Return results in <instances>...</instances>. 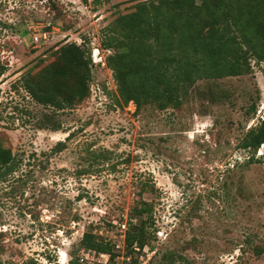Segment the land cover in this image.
Here are the masks:
<instances>
[{
	"label": "rangeland",
	"instance_id": "374dc122",
	"mask_svg": "<svg viewBox=\"0 0 264 264\" xmlns=\"http://www.w3.org/2000/svg\"><path fill=\"white\" fill-rule=\"evenodd\" d=\"M138 1L0 0V139L17 164L0 182V264H108L79 247L85 231L120 264L139 202L153 224L139 264H264V163L238 147L264 115V62L198 82L180 108L163 111L118 106L110 70L93 63L89 95L70 110L37 105L21 87L64 43L83 40L102 59L101 29ZM44 115L60 130L39 129ZM262 155L264 144L254 159Z\"/></svg>",
	"mask_w": 264,
	"mask_h": 264
},
{
	"label": "trees",
	"instance_id": "16d2710c",
	"mask_svg": "<svg viewBox=\"0 0 264 264\" xmlns=\"http://www.w3.org/2000/svg\"><path fill=\"white\" fill-rule=\"evenodd\" d=\"M98 42L118 106L131 102L135 113L146 106L178 109L193 96L196 83L243 76L250 72L251 60L256 65L264 62V0H139L133 10L117 15L101 29ZM85 45L83 40L64 43L54 51L53 60L34 74L21 76V87L35 104L70 110L88 97L92 62ZM248 109L253 115L254 104ZM44 117L39 129L60 130L58 122ZM1 141L0 182L17 169ZM262 144L264 115L245 131L238 147L250 153L249 162L264 163V155L254 159ZM64 147L65 142H57L52 151ZM139 192H147L145 184ZM129 218L135 222H128L124 231L120 264H139L142 250L152 249L151 206L136 203ZM79 247L107 255L108 264H114L117 256L110 243L90 231L82 234ZM259 253L254 251L256 256ZM68 264L81 263L72 258Z\"/></svg>",
	"mask_w": 264,
	"mask_h": 264
},
{
	"label": "built area",
	"instance_id": "2783aa9c",
	"mask_svg": "<svg viewBox=\"0 0 264 264\" xmlns=\"http://www.w3.org/2000/svg\"><path fill=\"white\" fill-rule=\"evenodd\" d=\"M34 42H36L37 40H36V37H34ZM91 61H92V63L94 64V65H101V66H105V64H104V59L102 58H100L99 57V55H98V52H97V50H96V53H92L91 54Z\"/></svg>",
	"mask_w": 264,
	"mask_h": 264
}]
</instances>
